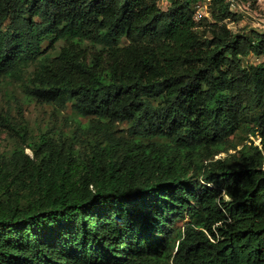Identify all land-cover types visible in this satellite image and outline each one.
I'll list each match as a JSON object with an SVG mask.
<instances>
[{"label":"trees","instance_id":"16d2710c","mask_svg":"<svg viewBox=\"0 0 264 264\" xmlns=\"http://www.w3.org/2000/svg\"><path fill=\"white\" fill-rule=\"evenodd\" d=\"M197 1L0 0V83L87 119L0 110V264H264V35Z\"/></svg>","mask_w":264,"mask_h":264},{"label":"rangeland","instance_id":"374dc122","mask_svg":"<svg viewBox=\"0 0 264 264\" xmlns=\"http://www.w3.org/2000/svg\"><path fill=\"white\" fill-rule=\"evenodd\" d=\"M242 2H248L249 7L245 13L239 10L232 11L235 14V19L225 20L227 28L236 35H245L252 38L253 33H259L264 35V26L257 25L259 19L264 18V0H240ZM159 8L166 9L168 6V0H156ZM191 9L194 13V20L197 24L196 30L198 32V44L202 46L210 45L211 36L206 32V22L212 23L213 20L210 16V7L205 0H199L191 5ZM205 18L206 22L202 21ZM122 43H126L125 40ZM56 50H49L52 55H56L58 52V46L56 44ZM261 58L258 56L249 54L242 57V64L255 65L259 63ZM33 69V65L27 68V72ZM0 110L10 113L14 123H20L21 120L27 124L29 132L36 136L39 132L46 128L59 129L63 133L70 135L77 125L74 120L78 119L81 123H86V118H78L75 112L71 109L69 104H39L34 101L27 100L24 97L23 90L19 82L11 79H4L0 83ZM125 125L119 124L116 126V135H125ZM16 137H12V131L1 130L0 131V156H6L14 147ZM17 143V142H16ZM259 140L255 141L258 144ZM23 145V143L21 144ZM25 152L29 153V150L25 148ZM224 154H220L223 156Z\"/></svg>","mask_w":264,"mask_h":264},{"label":"built area","instance_id":"2783aa9c","mask_svg":"<svg viewBox=\"0 0 264 264\" xmlns=\"http://www.w3.org/2000/svg\"><path fill=\"white\" fill-rule=\"evenodd\" d=\"M205 1L209 5L210 0H205ZM226 2L228 4V7H229V10L231 13H232V11H236V10H239L240 12L245 13V11L248 10V7H249L248 2H242L240 0H226ZM257 22H258L257 25L264 26V18L259 19ZM258 57L261 58L259 63H264V54H262Z\"/></svg>","mask_w":264,"mask_h":264}]
</instances>
